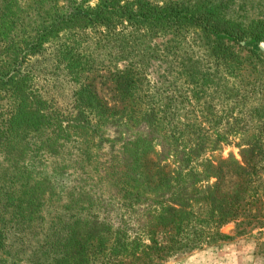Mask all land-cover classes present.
<instances>
[{"label": "trees", "instance_id": "16d2710c", "mask_svg": "<svg viewBox=\"0 0 264 264\" xmlns=\"http://www.w3.org/2000/svg\"><path fill=\"white\" fill-rule=\"evenodd\" d=\"M62 1L65 11L60 0H0V151L13 156L19 169L9 186L0 185V264H163L230 240L221 232L228 225L250 228L257 194L264 196L263 168L254 162L264 160V138H247L242 164L213 155L231 144L242 125L231 116L224 127L221 73L232 81L242 77L246 60L234 45L261 57L264 22L227 18L233 0ZM188 29L202 32L212 66L183 61L177 101L152 91L146 70L162 59L158 54L175 59ZM165 36L172 46L151 47ZM102 60L105 68L93 67ZM43 67L81 82L71 102L74 114L60 112L35 88ZM96 73L111 84V106L97 95ZM229 92L227 99L236 101L233 86ZM72 126L114 133L124 128L116 194L89 200L77 214L45 220L43 198L54 187L28 164L65 149ZM229 174L240 183L224 192ZM29 236L36 243L28 254Z\"/></svg>", "mask_w": 264, "mask_h": 264}, {"label": "rangeland", "instance_id": "374dc122", "mask_svg": "<svg viewBox=\"0 0 264 264\" xmlns=\"http://www.w3.org/2000/svg\"><path fill=\"white\" fill-rule=\"evenodd\" d=\"M149 1L158 4L179 2L185 5L189 2L203 1L202 3L205 4L209 2L217 3L221 0ZM94 3V0L90 1L91 5H94ZM59 6L61 11L67 9L65 1L60 0ZM226 17L246 24L256 20L264 22V0H233V4L227 10ZM182 37L185 39V44H178V50L173 51L176 55L174 56L175 59L171 54L169 56L158 54L162 59L149 62L146 70L147 80L152 91L159 92L163 96H172L177 101L180 100L179 95L180 92L182 93L181 88L183 87L182 80L177 76L182 70L181 63L188 59L194 62L198 61L202 63L200 67L205 70L209 69L208 67L212 64L207 54L205 38L200 30H184ZM171 39V36H165V38L151 41V47L153 48L156 45L164 50L166 46L173 45L169 42ZM233 48L241 59L246 60V63L243 65L242 77L234 81L228 80L229 77L224 74V71L221 73V117L225 118L224 127H226L225 124L231 116L241 120V131L238 132V135L229 146L223 147L220 152L215 153L213 156L224 161L233 158L239 164H242L243 159L240 152L245 148L247 138L251 136L255 137V140L264 138V42L259 43V49L257 50L262 53L261 57L250 54L247 49H240L238 45H234ZM90 50L87 49V52H90ZM92 56L95 59L99 58L95 53ZM106 62L102 60L93 67L102 70L100 68H105L104 64ZM43 70V74L39 78L37 77L38 81L35 88L40 92H44L46 97L52 98L60 112L66 114L69 111V114H74L71 110V102L81 82L69 81L59 73L54 74L51 70L46 71V67H43ZM95 75L92 83L98 97L105 104L111 106L114 103V94L111 91L110 82L100 78L99 76L102 74L96 73ZM232 86L238 92V98L233 102L227 99ZM214 97L216 95H212V98ZM245 122L248 124L247 127L243 128ZM117 132L114 133L112 129L82 130L72 126L68 131L69 142L66 144L65 149L58 150L56 155L47 153L37 155L35 157L38 158H35L34 163L28 164L33 166L37 172H40L41 176L46 178L54 187L53 191H45L46 195L43 198L44 201H47L46 209H42V216L45 220L56 214L67 216L77 214L82 206L87 207L89 200L110 197L116 194L114 185L117 183V175L122 172L120 163H122L123 151L122 140L119 138L125 136V130L122 128ZM261 145H264V139ZM261 149L264 152V146ZM9 156L0 151L1 186H9L12 175H18L19 169H15L16 166L11 163V157L13 156ZM261 159L262 157H259L254 162H257V166L263 168L259 175L261 180H264V160ZM246 160L250 161L249 159ZM35 162H40V166L36 165ZM118 163L119 167H116ZM239 183L240 180L238 181L237 178L229 174L223 184V191L230 192ZM257 195L254 211L256 219L253 221L252 230V226L250 228L245 226L235 228L232 224L228 225L221 232L229 236L230 240L178 255L163 264H264V256L261 252V245L264 243V196L261 191ZM243 229L247 231V234L239 235V230ZM14 242V237L9 236L8 244L13 246ZM35 243V240H32L29 236L25 243V251L30 253ZM11 252L12 250H9V253ZM28 254L23 253V256L26 257Z\"/></svg>", "mask_w": 264, "mask_h": 264}]
</instances>
